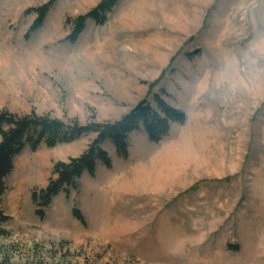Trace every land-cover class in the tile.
Here are the masks:
<instances>
[{"label": "rangeland", "instance_id": "374dc122", "mask_svg": "<svg viewBox=\"0 0 264 264\" xmlns=\"http://www.w3.org/2000/svg\"><path fill=\"white\" fill-rule=\"evenodd\" d=\"M103 1L0 0V113L82 128L159 98L186 122L158 142L132 133L124 158L103 143L111 166L48 206L55 166L98 134L34 151L28 133L0 197V264H264V0H115L72 41Z\"/></svg>", "mask_w": 264, "mask_h": 264}, {"label": "trees", "instance_id": "16d2710c", "mask_svg": "<svg viewBox=\"0 0 264 264\" xmlns=\"http://www.w3.org/2000/svg\"><path fill=\"white\" fill-rule=\"evenodd\" d=\"M114 1L104 0L92 12L78 18L72 41H76L89 19L101 21V18H104L106 13L113 8ZM49 7L46 6L40 11V18L33 29L42 24ZM156 102L160 112L154 111L149 103L144 101L113 125L94 124L82 128L78 125L67 126L50 118H19L8 113H0V135L2 137L0 143V197L5 192V178L14 168L13 158L22 152V141L28 133H32V138H36L35 141H31V148L34 151L43 141L49 147H55L57 144H69L90 133L98 134L96 141L81 157L70 159L69 163H58L55 166L54 172L58 175V180L52 183L47 190L42 191L43 203L48 206L62 192L70 197L72 191H78L83 172L94 174L98 161L108 167L111 166L108 153L101 148L103 143L111 141L117 154L124 158L128 156L129 140L132 133L144 129L152 142H158L168 135L172 124L186 122V115L183 112L169 106L159 98H156ZM78 213L76 211L74 214L78 219H81ZM39 215L43 216L42 212H39ZM0 217L2 222L10 219L1 211Z\"/></svg>", "mask_w": 264, "mask_h": 264}]
</instances>
